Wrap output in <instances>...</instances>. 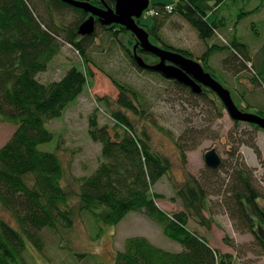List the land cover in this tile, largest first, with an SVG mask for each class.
Masks as SVG:
<instances>
[{
    "label": "trees",
    "instance_id": "1",
    "mask_svg": "<svg viewBox=\"0 0 264 264\" xmlns=\"http://www.w3.org/2000/svg\"><path fill=\"white\" fill-rule=\"evenodd\" d=\"M103 1L115 3L114 0ZM225 1L177 0L172 5L159 3L156 5L160 12L156 16L160 19L156 18L152 29L146 27L165 47L188 56L192 54L189 49L175 47L162 36L167 16L171 13L181 15L207 44L199 60L204 61L205 70L216 77L210 70L213 69L210 57L215 51L226 47V44L210 41L215 36L221 38V28L227 25L219 17L210 20V13L215 14L219 5ZM38 2L39 6L43 5L47 9L50 16L48 19L42 13L36 17L29 0H0V119L17 126L9 141L0 148V205L13 217L12 221L0 217V264H16L20 259L25 261L23 252L29 251L30 245L36 247L38 252H43L45 240L42 233L45 230L53 232L63 245L75 219L86 216L96 234L99 225L118 224L130 211L142 212L159 224L162 232L178 242L181 249H162L148 237L134 235L126 239L123 250L117 251L114 262L101 264H235L234 253L218 250L190 226L191 221L207 228L211 226V217L205 214L210 200L207 182L191 176L176 191L182 200L183 209L170 213L160 208L157 201L163 195L154 188L172 168L171 160L152 148L148 132L139 131L121 110L111 111V118L116 122L115 134L106 127L108 125H100L95 111L89 132L94 140L101 143L103 160L91 174L76 178L79 181L78 190L74 191L63 183L65 168L59 153L44 151L40 145L53 140L54 133L48 127L49 122L61 118L68 104L84 92L89 73L73 66L59 80L48 82L41 81L40 73L54 59L64 42L73 44L79 54L90 62L93 60L90 59L89 49L100 34H110L111 40L119 46L123 45L124 49L118 31H128L119 25L106 28L98 22L94 35L81 37L79 27L89 15L82 8L62 0ZM168 7H173V10L170 11ZM71 13L77 17L73 21L74 26L64 29L62 20L57 21L56 16L60 18ZM115 27L121 28L116 30ZM231 42L236 51L235 56H228L226 60L232 58V64H239V67L243 65L244 76L264 89V78L260 76L264 71L262 73L256 68L253 70L255 75L246 72L248 64L252 62L246 44L241 43L237 36ZM129 43L133 45L134 41L129 40ZM131 49L125 46L127 55L140 69L148 74L162 75L140 67ZM262 66L264 60L260 64ZM90 73L93 74V71L90 70ZM105 74L120 90L118 104L125 110L139 112L135 100L145 102V95L141 96L112 73ZM234 80L235 90L238 89L237 85H248L240 80L239 75ZM172 81L188 93H195L188 86ZM237 91L242 95L243 106L247 109L257 106L250 104V98L245 92ZM206 98L209 100V97ZM252 125L260 129L258 125ZM198 144L196 142L193 148ZM248 144L261 156V149L255 141ZM179 148L185 156V144L179 143ZM238 149H229L238 161L225 183L223 195L235 224L240 222L243 230L254 234L261 254L264 255V240L257 232L259 225L264 228V190L254 182L247 163L240 160ZM100 230L99 235L104 227H100ZM226 239L228 241L227 236Z\"/></svg>",
    "mask_w": 264,
    "mask_h": 264
},
{
    "label": "rangeland",
    "instance_id": "2",
    "mask_svg": "<svg viewBox=\"0 0 264 264\" xmlns=\"http://www.w3.org/2000/svg\"><path fill=\"white\" fill-rule=\"evenodd\" d=\"M174 2L177 0H150L149 13H143L140 18L141 23L152 29L156 18H159L156 16L157 12H160L156 4L172 5ZM29 3L36 17L38 13H42L48 19L47 9L43 5L39 6L38 0H29ZM216 17L222 18L227 27L221 28L223 30L221 38L215 36L210 43L226 44V47L215 51L210 57V65L213 67L210 70L215 74V78L231 91L235 103L239 106L243 105L242 95L237 91L239 89L250 98V104L257 105L249 107L247 111L264 115V89L260 84L257 86L244 76L243 65L239 67V64H232V58L226 60L228 56H235L236 51L231 46V41L237 36L241 43L246 44L252 59L246 72L252 75L253 70L257 68L263 73L264 66L260 67V64L264 60V0H226L219 5L215 14L210 13V20ZM56 18L57 21L62 20L64 29L68 26L73 27V21L77 19L73 13L60 18L56 16ZM52 25L58 27L56 23ZM56 30L60 31L59 28ZM63 32L66 34L64 30ZM118 33L121 35L120 41L132 48L129 40H133L134 37L132 38L130 34L125 36L122 32ZM162 36L175 47L189 49L192 53L188 55L189 58H195L205 65L199 57L207 49V44L200 39L198 32L181 15L171 13L167 16L162 27ZM151 41L159 47L173 50L165 47L159 40L152 38ZM122 46L115 44L110 34L102 33L89 49L90 59L93 61L87 62L73 44L64 42L61 45L54 59L40 73L41 81L59 80L69 68L75 66L89 73L88 83L84 92L68 104L61 118L49 122L48 127L54 133V138L52 141L41 144L40 149L59 153L65 168L63 183L74 191L78 190L79 181L76 178L91 174L103 160L101 143L94 140L89 132L92 116L96 111L100 125H108L106 127L115 134L116 122L114 118H111V111L121 110L139 131L148 132L150 146L171 160L172 168L154 188L156 192L163 195L157 201L160 208L170 213L182 210L183 203L176 194L177 189L191 176L201 178L207 182V190L210 191V200L205 214L211 217V226L207 228L191 221V228L206 237L218 250L234 253L235 264H264V255L261 254L254 234L243 230L240 222L235 224L231 217L232 211L227 206L225 195H223L225 183L238 161L237 157L229 152V149L234 147H239L240 160L247 163L254 182L264 190V129H258L242 120L237 123L216 93L209 92V96L188 93L179 88L172 81L173 79L168 80L169 78L160 74H148L131 61L125 46L124 49ZM147 60L149 63L156 61L154 57H148ZM168 64L171 63L168 62ZM106 72L112 73L115 78L127 83L141 96L145 95V102L135 100L139 112L125 110L118 104L120 90L105 74ZM236 75L248 84L247 90L245 85L242 87L237 85L238 89H234ZM260 76L264 78V73ZM206 97H209V100ZM201 108H204V111L201 112ZM16 128L13 122L0 119V148L9 141ZM250 141L258 144L261 156L250 147L248 144ZM196 142L199 144L193 148ZM179 143L185 144V156L182 155ZM211 148L218 150L223 162L219 168L209 167L210 171H208L204 153ZM0 217L8 221L13 219L1 205ZM100 227H104V230L99 235ZM98 231L95 234L94 227L86 216L75 219L74 226L68 237L66 235L67 239L63 245L53 232L45 230L42 233L45 240L43 252H38L36 247L30 245L29 251L23 252L25 261L20 259L16 264L114 262L117 251L123 250L126 239L134 235H144L162 249L172 251L181 249L178 242L168 238L162 232L160 225L142 212L130 211L118 224L99 225ZM226 236L228 241L224 240Z\"/></svg>",
    "mask_w": 264,
    "mask_h": 264
},
{
    "label": "water",
    "instance_id": "3",
    "mask_svg": "<svg viewBox=\"0 0 264 264\" xmlns=\"http://www.w3.org/2000/svg\"><path fill=\"white\" fill-rule=\"evenodd\" d=\"M66 3L82 8L91 15L80 25L79 34L92 35L96 28V16L105 24L119 23L131 30L138 38L143 49L151 54L160 57L157 64H149L145 59L136 53L138 65L144 69L157 71L166 78L173 79L178 83L190 87L195 93L203 91L201 84L209 87L218 95L224 103L230 116L236 121H246L256 124L264 129V116L249 111H244L235 103L231 91L223 86L209 71H206L203 64L189 58L188 56L169 49L159 47L150 40L149 31L141 27L136 19H140L150 5V0H116L115 9L111 7H100L89 0H62ZM170 62L171 64H168ZM205 163L212 169L221 166L223 158L216 148H211L204 153ZM258 236L264 240V228L257 227Z\"/></svg>",
    "mask_w": 264,
    "mask_h": 264
},
{
    "label": "flooded vegetation",
    "instance_id": "4",
    "mask_svg": "<svg viewBox=\"0 0 264 264\" xmlns=\"http://www.w3.org/2000/svg\"><path fill=\"white\" fill-rule=\"evenodd\" d=\"M115 1V3H113V4H110V3H107V2H105V1H103L102 2V0H98V2L96 3L94 0H89V2H91V3H93V4H95V5H97V6H100V7H106V6H108V7H111V8H113V9H115V5H116V0H114ZM85 11V10H84ZM86 12V11H85ZM87 13V12H86ZM145 13V12H144ZM89 15L87 16V18L91 15V13H88ZM141 20L142 19H136V21L138 22V24L141 26V27H146L145 25H143L142 23H141ZM100 23V24H103V25H105L106 26V28H113L115 25H119V26H121L122 28H124V29H126L127 31H128V33L127 32H124V31H118V32H122V33H124L125 34V36H128L129 34L132 36V38H133V41H134V43H133V45H132V49H131V51H132V54H133V57H134V59H135V61H136V63L138 64V62H137V60H136V57H135V51H133L134 49H136V53L137 54H139V55H141L144 59H145V61L147 62V63H149L148 62V57H154L155 59H156V61L154 62L153 61V63L154 64H157V63H159L160 62V57H158V56H156V55H154V54H151V53H148V52H146L144 49H143V47L141 46V44H140V42L138 41V38H137V36L131 31V30H128L125 26H123V25H121V24H119V23H112V24H105V23H103V21H101V19L98 17V16H96V28L98 27L97 26V23ZM120 27V28H121ZM96 28H95V32H96ZM120 28L119 27H115V29L116 30H120ZM147 28V29H146ZM146 28H144V29H146L147 31H149V34H150V39L152 40V38H154L153 36H152V34H151V32H150V30H149V28L148 27H146ZM95 32L92 34V35H94L95 34ZM121 33V34H122ZM81 37H84V35H81V34H79ZM85 36H90V35H85ZM124 36V35H123ZM119 38H121V35L119 34ZM155 39V38H154ZM150 40V41H151ZM152 42V41H151ZM153 43V42H152ZM155 44V43H154ZM146 54H148V55H146ZM144 55H146V56H148L147 58H146V56H144ZM153 63H149V64H153ZM207 71V70H206ZM175 81V80H174ZM177 82V81H176ZM178 83V82H177ZM179 84H181V83H179ZM182 85H184V84H182ZM201 86H202V88H203V91L201 92V93H199L198 95H203V94H206L205 96H209V87L207 88V86H205V85H203V84H201ZM190 88V87H189ZM191 89V88H190ZM192 90V89H191ZM197 94V93H196ZM240 109H242V110H244V111H247L248 109H247V107H245V106H239V105H237ZM201 110V112L202 111H204V108H201L200 109Z\"/></svg>",
    "mask_w": 264,
    "mask_h": 264
},
{
    "label": "built area",
    "instance_id": "5",
    "mask_svg": "<svg viewBox=\"0 0 264 264\" xmlns=\"http://www.w3.org/2000/svg\"><path fill=\"white\" fill-rule=\"evenodd\" d=\"M168 8H169V10H170V11H172V10H173V7H168ZM152 12H153V11H152ZM148 13H149V11H148Z\"/></svg>",
    "mask_w": 264,
    "mask_h": 264
}]
</instances>
